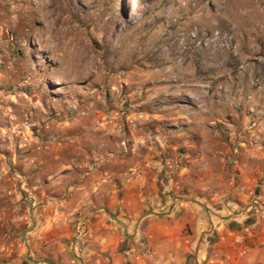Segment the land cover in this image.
Wrapping results in <instances>:
<instances>
[{
    "label": "rangeland",
    "instance_id": "1",
    "mask_svg": "<svg viewBox=\"0 0 264 264\" xmlns=\"http://www.w3.org/2000/svg\"><path fill=\"white\" fill-rule=\"evenodd\" d=\"M74 165L150 206L141 253L183 204L207 241L216 206L264 221V0H0V264L24 257L29 200L73 218Z\"/></svg>",
    "mask_w": 264,
    "mask_h": 264
},
{
    "label": "crops",
    "instance_id": "2",
    "mask_svg": "<svg viewBox=\"0 0 264 264\" xmlns=\"http://www.w3.org/2000/svg\"><path fill=\"white\" fill-rule=\"evenodd\" d=\"M74 167L71 189L76 206H69L73 218L65 215L68 206H53L51 201L34 206L36 225L25 234L24 257L13 264H264V241L263 248L254 240L241 243L249 232L264 229L260 215L235 213L245 206H216L226 218L215 222L214 241L203 234L204 210L177 206L166 218L149 221L144 234L150 252L141 253L132 243L138 238L140 215L150 206L137 193H124L116 206L110 176L97 170L80 173L82 166ZM64 181L54 179L51 185ZM122 184L125 187L126 182Z\"/></svg>",
    "mask_w": 264,
    "mask_h": 264
},
{
    "label": "water",
    "instance_id": "3",
    "mask_svg": "<svg viewBox=\"0 0 264 264\" xmlns=\"http://www.w3.org/2000/svg\"><path fill=\"white\" fill-rule=\"evenodd\" d=\"M28 214H29V218L31 220V225L23 231L22 233V239L25 240V234L30 232L36 225V221H35V217L33 214V201L29 200L28 202ZM116 222H118L117 220H115Z\"/></svg>",
    "mask_w": 264,
    "mask_h": 264
}]
</instances>
